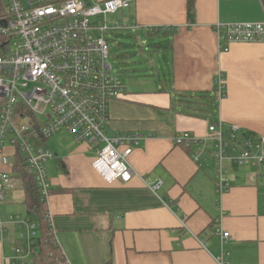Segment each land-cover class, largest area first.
Here are the masks:
<instances>
[{
    "label": "crops",
    "instance_id": "1",
    "mask_svg": "<svg viewBox=\"0 0 264 264\" xmlns=\"http://www.w3.org/2000/svg\"><path fill=\"white\" fill-rule=\"evenodd\" d=\"M120 15L138 24L137 33L144 32L150 45L159 43L170 54V70L163 79L158 75L155 86L125 87L111 105L109 134L149 136L129 158L138 175L129 183H106L93 168V147L65 131L36 141L53 154L46 164L52 190L48 213L66 263L217 264L213 255L223 249L228 264H264V168L231 169L230 187L218 194L212 164L195 163L175 143L185 132L205 136L208 123L218 119L238 124L243 136L264 138V43H233L220 53L213 29L264 22V0H131ZM158 27L168 30H147ZM219 73L225 76L226 97L216 104ZM5 154L10 166L0 164V172L15 178V189L0 207V264H19L13 252L26 245L19 229L30 217L25 183L13 169L19 155L9 145ZM158 181L163 187L156 194L149 186ZM19 191L21 197L15 195ZM12 218L21 225L11 224ZM216 230L230 234L223 248Z\"/></svg>",
    "mask_w": 264,
    "mask_h": 264
},
{
    "label": "built area",
    "instance_id": "2",
    "mask_svg": "<svg viewBox=\"0 0 264 264\" xmlns=\"http://www.w3.org/2000/svg\"><path fill=\"white\" fill-rule=\"evenodd\" d=\"M0 16V164L10 166L5 154L9 145L23 157L28 174L47 202L52 194L46 164L53 157L36 141L69 133L77 143L93 147V168L108 184L129 183L136 172L129 164L134 148L149 136L144 133L108 132L111 105L124 96L125 85L110 63L107 35L119 31L138 32L140 26L110 16L130 9L131 0H2ZM2 5V6H3ZM219 52H229L233 43H264V22L214 25ZM167 31L168 28H147ZM216 104L226 97L225 76L215 78ZM243 129L221 119L210 121L205 136L185 132L175 143L183 146L195 163H211L218 194L230 187L229 172L240 168L257 172L264 168V138L242 135ZM140 177V176H139ZM141 178V177H140ZM15 178L0 172V207L5 204ZM163 182L149 186L159 193ZM167 208L176 213L171 204ZM175 208V207H174ZM21 225L18 219L9 220ZM181 225L187 228L185 219ZM4 232L0 223V234ZM38 229L23 237L25 246L14 250V263L26 264L34 257ZM221 247L230 234L216 230ZM195 238L198 237L194 234ZM205 247V245L203 244ZM217 264H228L221 249L213 255Z\"/></svg>",
    "mask_w": 264,
    "mask_h": 264
},
{
    "label": "rangeland",
    "instance_id": "3",
    "mask_svg": "<svg viewBox=\"0 0 264 264\" xmlns=\"http://www.w3.org/2000/svg\"><path fill=\"white\" fill-rule=\"evenodd\" d=\"M1 5L3 1L0 0V16L5 14L4 5ZM120 16V13L110 16L108 22H114ZM107 38L110 45V63L121 76V81L127 89H136L140 85L155 86L158 75L160 79L168 76L170 68L167 66V60H170V54L149 46L150 41L144 32L119 31L107 35ZM15 195L21 197L23 193L19 191ZM25 224L22 230L19 229V232L23 231L25 235L31 227L38 229L34 218H27Z\"/></svg>",
    "mask_w": 264,
    "mask_h": 264
},
{
    "label": "trees",
    "instance_id": "4",
    "mask_svg": "<svg viewBox=\"0 0 264 264\" xmlns=\"http://www.w3.org/2000/svg\"><path fill=\"white\" fill-rule=\"evenodd\" d=\"M188 16L190 22L193 23L195 21L193 5H189ZM152 35L154 34H151L148 37H151L152 39L154 37ZM155 35L159 36L160 34L157 33ZM150 46L159 49L160 44L153 43ZM13 169L17 174V177L22 178L25 183V205L27 207V214L30 218H34L38 225V234L33 245L35 251L34 257L31 262H27L26 264H67L52 230V223H50L48 213V203L41 196L32 176L28 174V169L25 166L22 156L19 155V157H17ZM17 243L19 246L21 245L20 241Z\"/></svg>",
    "mask_w": 264,
    "mask_h": 264
},
{
    "label": "flooded vegetation",
    "instance_id": "5",
    "mask_svg": "<svg viewBox=\"0 0 264 264\" xmlns=\"http://www.w3.org/2000/svg\"><path fill=\"white\" fill-rule=\"evenodd\" d=\"M2 1V0H1ZM2 6V5H1Z\"/></svg>",
    "mask_w": 264,
    "mask_h": 264
}]
</instances>
